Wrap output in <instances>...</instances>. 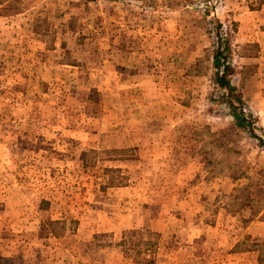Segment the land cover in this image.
Instances as JSON below:
<instances>
[{
  "label": "rangeland",
  "instance_id": "rangeland-1",
  "mask_svg": "<svg viewBox=\"0 0 264 264\" xmlns=\"http://www.w3.org/2000/svg\"><path fill=\"white\" fill-rule=\"evenodd\" d=\"M219 1L0 0V264H264V71Z\"/></svg>",
  "mask_w": 264,
  "mask_h": 264
},
{
  "label": "crops",
  "instance_id": "crops-1",
  "mask_svg": "<svg viewBox=\"0 0 264 264\" xmlns=\"http://www.w3.org/2000/svg\"><path fill=\"white\" fill-rule=\"evenodd\" d=\"M212 1V0H211ZM247 2V0H241ZM251 1V0H248ZM222 9L227 11L229 14V21L235 22L238 25V29L233 34L234 43H255L256 52L253 55H235V64L233 65L238 69L243 68L246 65L252 64L253 68L258 70V72L264 71V4L256 5L252 7V4H235L238 3V0H220ZM216 7V6H215ZM245 8L247 11H238L239 9ZM216 11V10H215ZM228 21V20H227ZM222 23V22H221ZM227 23V22H224ZM222 25L221 24L220 28ZM219 28V30H220ZM229 39V37H226ZM185 58V56H183ZM244 61V62H241ZM153 70V68H147V71ZM146 71V72H147ZM143 72V71H142ZM141 73V71H138ZM137 73V75H138ZM149 74V73H146ZM137 85L140 89L144 90L147 86L151 85L152 88H156L158 83L155 81L154 76H146L145 79H142L141 82H138ZM147 103L149 100H145ZM264 236V234H263ZM155 264H160L157 262Z\"/></svg>",
  "mask_w": 264,
  "mask_h": 264
},
{
  "label": "trees",
  "instance_id": "trees-1",
  "mask_svg": "<svg viewBox=\"0 0 264 264\" xmlns=\"http://www.w3.org/2000/svg\"><path fill=\"white\" fill-rule=\"evenodd\" d=\"M215 28L216 29L220 28V24H217V26ZM220 31H221V28H220ZM220 33H221L220 37H216L215 44H217L219 47H223V49H224V48L227 47L226 45H227V41L228 40H227V38H223L222 32H220ZM223 49L221 51L217 50L216 54L214 55V64L218 68H220L222 66L223 73L221 72V70H219L220 73H222L220 78H219V80L221 82V85L228 89L227 91L229 92V95H230L232 93L233 86L231 84V80H228L226 78V76L232 74V72H231L232 68L230 67V64L228 62V56L221 57V55L223 54ZM220 58H223L222 59L223 62L220 61ZM238 101H240V100H238ZM230 106L234 107L231 102H230ZM235 115H236L235 116V120H236L237 126L241 127L243 124H245V123H243L245 120L243 121V117L241 115H238V114H235ZM241 120H242V122H241ZM246 124L250 125V124H252V122L247 121ZM250 131H251L250 133H251L252 136L255 135L253 130H250ZM257 138H258V140L260 141L261 144L262 143L264 144L263 138H260L258 136H257Z\"/></svg>",
  "mask_w": 264,
  "mask_h": 264
}]
</instances>
